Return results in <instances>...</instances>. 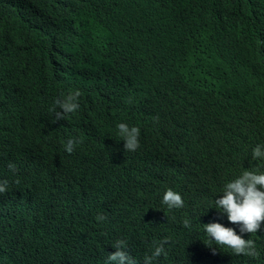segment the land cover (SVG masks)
<instances>
[{
	"label": "clouds",
	"instance_id": "9594fccd",
	"mask_svg": "<svg viewBox=\"0 0 264 264\" xmlns=\"http://www.w3.org/2000/svg\"><path fill=\"white\" fill-rule=\"evenodd\" d=\"M211 1L0 0L39 60L0 93V264H264V0Z\"/></svg>",
	"mask_w": 264,
	"mask_h": 264
},
{
	"label": "trees",
	"instance_id": "16d2710c",
	"mask_svg": "<svg viewBox=\"0 0 264 264\" xmlns=\"http://www.w3.org/2000/svg\"><path fill=\"white\" fill-rule=\"evenodd\" d=\"M171 1H181V0H150L151 8L153 10H159L163 4H167ZM188 3H193L195 0H182ZM237 6L238 2L240 3L242 0H231ZM210 9L212 7L211 0H205ZM136 16L140 19V21L148 22V23H159L166 27V29L170 32L177 31L182 28L181 23L177 19L174 14L171 15H162L156 13L146 6H143L136 13ZM14 35V33H13ZM2 39L0 35V40ZM65 40L63 35L58 44V48H53L51 51V55H54V52L57 54H61L64 51H71V47H65ZM8 48H12V51H8L3 53L0 56V93L4 91L5 87L12 83L14 85H22L24 87H28L31 89L29 83L25 82V78H29L28 71L35 70L36 66L39 63V60H34L31 56L25 54V50L21 47L18 39H13L10 41ZM254 65H258L255 63ZM238 131V128H237ZM216 135V133H214ZM1 209V208H0ZM1 222V218H0ZM7 239L0 235V242H6ZM77 264H83L82 258H78L75 260Z\"/></svg>",
	"mask_w": 264,
	"mask_h": 264
}]
</instances>
